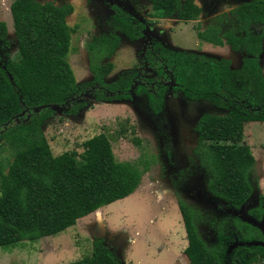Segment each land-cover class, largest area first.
<instances>
[{"label": "trees", "instance_id": "1", "mask_svg": "<svg viewBox=\"0 0 264 264\" xmlns=\"http://www.w3.org/2000/svg\"><path fill=\"white\" fill-rule=\"evenodd\" d=\"M153 16L181 21H196L201 9L194 0H149ZM73 9L65 4L38 3L36 0H14L10 5L16 50L0 66V149L8 145L12 160L0 162V248L10 249L28 241L56 236L96 210L133 194L142 176L149 170L147 162L117 161L105 134L82 144L83 151L64 152L54 156L42 133V126L53 115L50 107H65L66 113L77 114L84 103L76 99L95 88V101L102 103L130 101V88L135 72H127L112 83L105 78L113 69L109 61L118 48L120 33L136 42L142 26L123 11L108 23L112 31L93 36L87 42L92 80L78 84L67 56L71 50L75 27L66 19ZM225 16V19L228 18ZM229 22L246 30L247 36L225 33L232 51L245 55L238 69L230 62L202 54L174 51L154 44L146 51V66L158 77L172 78L179 91L190 101H206L225 111V115L205 114L196 124L197 152L208 173L207 189L224 201L226 207L240 209L252 194L248 175L255 158L248 145L235 142L236 124L264 122V71L260 64L264 35V1L242 5L232 13ZM256 24L261 33L255 36L248 28ZM0 24V39L5 40ZM200 41L223 45L218 29L210 26L198 34ZM7 41L5 42V45ZM101 87L102 89H96ZM136 95H145L151 113L157 116L163 108L167 87L139 85ZM46 106V107H44ZM38 109L37 111H35ZM21 114L24 116L20 117ZM25 114H29L25 118ZM238 121V122H237ZM203 154V155H202ZM142 163V167L140 165ZM178 208L185 226L188 247L187 264H260L264 249L259 246H236L228 252L234 239L239 242L262 241L261 232L239 217H231L232 227L216 235L215 244L205 243L198 231L197 213L183 201ZM249 215L261 221L264 194L258 198ZM233 234V237L231 236ZM66 264H122L115 251L102 238L92 241V253Z\"/></svg>", "mask_w": 264, "mask_h": 264}, {"label": "rangeland", "instance_id": "2", "mask_svg": "<svg viewBox=\"0 0 264 264\" xmlns=\"http://www.w3.org/2000/svg\"><path fill=\"white\" fill-rule=\"evenodd\" d=\"M13 1L0 0V24L5 28L4 36L7 41L5 45L6 41L0 39L2 67L16 50L10 14ZM36 1L41 4L53 3L56 6L68 4L72 7L73 12L67 17L66 24L70 28L75 27V32L67 58L76 82H90L93 76L89 70L90 58L86 44L103 31L98 27L100 23L96 18L97 10L93 15V7L86 0ZM249 1L196 0L203 12L197 21L184 23L177 19H167L158 22L156 27L164 34L163 45L174 51L223 59L230 62L231 69H238L241 55L233 54L226 45L222 48L202 45L197 40V34L199 29L217 24L206 17L220 11L231 12L240 4ZM134 3L135 6H131L130 2L122 9L141 22H150L153 25L155 19L146 16L151 13L150 3L147 0H134ZM144 10H147L146 13ZM223 23L225 25L222 27L227 30L228 22ZM170 25L175 26L171 34ZM252 33L253 30L250 34ZM115 35L119 38L116 53L101 62L109 61L113 64L105 83H112L127 72H135L151 79L153 75L144 63L143 40L135 43L122 34ZM262 48L260 64L264 71V40ZM173 86L168 85L169 90L158 117L152 115L146 96L135 94L131 101L110 103L97 102L92 96L85 95L81 99L85 105L77 114L66 113L65 110L53 112L51 118L42 126V133L54 156L71 151L81 153L82 144L86 140L105 134L110 140L117 161H145L149 170L142 176L140 185L133 194L79 219L66 231L35 243L25 241L14 248H0V264L75 262L91 255L92 241L95 238H102L106 246L119 255L122 264H187L184 251L189 243L178 208L179 200L196 211L197 231L207 244H215L218 229L220 232L227 231L219 228L221 221L226 219L225 227H232L231 218L228 216L235 217V212H243L249 216V210L257 206L258 197L264 194V122L237 121L234 143L248 145L255 158V164L248 175L252 194L242 210L226 207L224 201L215 198L207 189L211 174L203 165L202 157L198 158L195 132L201 116H223L225 111L206 101H189L182 94L172 92ZM11 160L12 149L4 145L0 149V162L7 166ZM140 165L142 167V163ZM231 236L233 237L232 233ZM121 239L124 241L122 249L117 243ZM236 241L238 240L231 241L229 246L232 247ZM168 249H172L171 252L175 255ZM158 250H163L159 257Z\"/></svg>", "mask_w": 264, "mask_h": 264}, {"label": "flooded vegetation", "instance_id": "3", "mask_svg": "<svg viewBox=\"0 0 264 264\" xmlns=\"http://www.w3.org/2000/svg\"><path fill=\"white\" fill-rule=\"evenodd\" d=\"M90 5H92L93 7V10H92V13L94 15L95 11L97 10V19H98V23H100V25H98V27L100 29H102L103 31L100 33H107L108 31H112L111 29V26L109 25L111 19L113 17L116 16V13L119 12V11H123L124 13L128 14L127 12H125L122 8H125L126 6H128V4L131 2V6H135V3H134V0H86ZM149 2V0H147ZM184 0H182L183 2ZM196 0H194V3L196 4L195 2ZM256 1H264V0H250L249 2H246V3H242L240 4L237 8L241 7L242 5H245V4H249V3H252V2H256ZM180 2V3H182ZM212 2V1H211ZM150 3V2H149ZM197 5V4H196ZM198 6V5H197ZM199 7V6H198ZM136 8V7H135ZM201 9V7H199ZM236 9H233L231 12H218L216 14H214L213 16L211 17H206L207 20H212L213 22L217 23V24H211V25H208V26H205L202 30L199 29L200 32H203L205 31L207 28H209L210 26H213L214 28L218 29V37L222 38V41H223V45H220V46H216V45H213L209 42H205V41H200L198 39V34H197V40L199 42H201L202 45H211V46H216V47H223L224 45L226 46H229V49L230 51L233 53V54H239L241 55V60L242 58L245 56L240 50L238 52H234L232 51L230 45H227L226 44V38L223 36L225 33H229L230 31L233 32L234 34V37H243L245 38L247 36V31L246 30H242L240 31L238 29V26L237 25H234V23L232 22H229L230 19H233L232 18V13L236 10ZM135 10V9H134ZM145 13L147 10H144ZM207 12V11H205ZM153 13L154 11H152L151 9V13L147 14L146 16L148 17H151L152 19H155L156 22H154V24L152 25L150 22H146L143 23L141 22L140 19L136 18V17H133L131 16L130 14H128L132 19H135L137 20V22H139V24L142 26L141 28V35L140 37L137 39V41L135 43H139L141 40H143V42L145 43V47L143 49V58H144V63H145V67L146 69L149 71V73H151L153 76L151 77V79H149L148 76H141L139 74H137L135 76V78L133 79V85L131 86L130 88V92L132 94V98H133V94H135V90L137 89V87L139 85H143V86H153L155 83H161L162 85L166 86L167 87V92L169 90V87L168 85L170 84H173L174 86L172 87V92H175V93H180L179 91H174L173 88L176 87V83L174 82V80L172 78H162V77H158L157 75H155L147 66H146V61H145V53L146 51H148V49H150L154 44H159V45H163V37H164V34L158 29V27H156V25H158L161 20H167V19H170V20H175L177 19L176 16H173L171 18H157L155 16H153ZM209 13V11H208ZM207 13V14H208ZM202 9H201V14H200V17H202ZM228 18V20L225 19V16ZM199 17V18H200ZM150 18V19H151ZM205 19V18H204ZM178 20V19H177ZM178 21H181V20H178ZM197 21V20H196ZM97 22H95L97 24ZM177 22V21H176ZM184 23H188V22H192V21H182ZM227 23L228 22V28L227 30H225L222 25L224 26L225 24L223 23ZM109 23V24H108ZM95 24V26H96ZM226 27V26H225ZM257 27V28H256ZM170 32L169 34H171V32L174 30L175 26L173 25H170ZM255 28V29H254ZM260 27L257 26L256 24H252L249 26L248 28V31L251 32V30H253V35L255 36L257 33H261L262 29H259ZM158 29V30H157ZM256 30H258L256 32ZM263 30H264V26H263ZM160 31V32H159ZM99 34V35H100ZM120 34V33H119ZM97 35V36H99ZM263 40H264V35H263V39H262V43L263 44ZM131 42V41H130ZM165 47V46H164ZM214 48V47H212ZM184 52V51H182ZM186 52V51H185ZM192 53V52H191ZM262 53H263V48H262ZM262 55V54H261ZM260 55V57H261ZM259 57V59H260ZM216 59V58H215ZM241 65V64H240ZM240 67V66H239ZM234 70V69H233ZM96 89H100V87H97ZM94 91H95V88H90L89 90L85 91L83 94H81L77 99H76V102L77 103H82L83 101H81L82 97H84L85 95H90L92 96L94 99L95 97L93 96L94 94ZM181 94V93H180ZM136 95V94H135ZM138 96V95H136ZM166 96V95H165ZM183 96V95H182ZM184 97V96H183ZM132 100V99H131ZM130 100V101H131ZM188 100V99H187ZM190 101V100H189ZM84 103V102H83ZM85 104V103H84ZM149 107V106H148ZM62 110H65L66 111V108L65 107H62L60 106L59 110H56V111H62ZM55 112V111H54ZM153 115V114H152ZM160 114H158L157 116L155 117H158ZM24 116V114H21L20 117ZM29 116V114H25V118L27 119ZM154 116V115H153ZM253 122H257V121H253ZM259 122V121H258ZM261 122V121H260ZM259 198V197H258ZM257 204H258V201H257ZM253 209V208H252ZM251 210V209H250ZM216 243V242H215ZM106 245V244H105Z\"/></svg>", "mask_w": 264, "mask_h": 264}, {"label": "water", "instance_id": "4", "mask_svg": "<svg viewBox=\"0 0 264 264\" xmlns=\"http://www.w3.org/2000/svg\"><path fill=\"white\" fill-rule=\"evenodd\" d=\"M46 107V106H44ZM52 110L56 111V110H59V106L58 105H52L50 107ZM38 109H36L35 111H37ZM243 207V206H242ZM240 208L241 210L243 208ZM233 213V212H232ZM233 215H235L236 217H239L240 220H242L243 222L245 223H248L250 225H252L253 227L257 228L262 236H263V240L262 241H248V242H239V241H236L234 244H233V248H235L236 246H259V247H262L264 249V219H262L261 221H257L255 218L251 217L250 215L249 216H246L243 214V212H235L233 213ZM232 247L229 246L228 248V252L231 251V249H233ZM117 257L120 259L119 255L116 253Z\"/></svg>", "mask_w": 264, "mask_h": 264}, {"label": "crops", "instance_id": "5", "mask_svg": "<svg viewBox=\"0 0 264 264\" xmlns=\"http://www.w3.org/2000/svg\"><path fill=\"white\" fill-rule=\"evenodd\" d=\"M123 239H124V238H123ZM117 243H119V248L122 249L123 246H124V241L121 239V242H117ZM161 251H163V250H158V251H157V252H158V257H159V255L162 253ZM168 251H169L170 253H173V255H175L174 252H171L172 249H171V250L168 249ZM157 252H156V253H157Z\"/></svg>", "mask_w": 264, "mask_h": 264}]
</instances>
